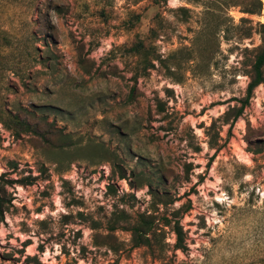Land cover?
Masks as SVG:
<instances>
[{
	"label": "rangeland",
	"instance_id": "rangeland-1",
	"mask_svg": "<svg viewBox=\"0 0 264 264\" xmlns=\"http://www.w3.org/2000/svg\"><path fill=\"white\" fill-rule=\"evenodd\" d=\"M263 29L264 0H0V112L40 132L0 123V264H264V84L230 137L211 131L220 150L206 133L245 96ZM139 41L158 59L137 78ZM189 205L180 251L165 219Z\"/></svg>",
	"mask_w": 264,
	"mask_h": 264
},
{
	"label": "trees",
	"instance_id": "trees-1",
	"mask_svg": "<svg viewBox=\"0 0 264 264\" xmlns=\"http://www.w3.org/2000/svg\"><path fill=\"white\" fill-rule=\"evenodd\" d=\"M260 9L261 3L258 2V5L254 6L253 10L249 11V13L253 14L256 10ZM261 35L263 44L259 48L255 56L252 68L248 74L249 83L246 89L245 96L238 100L237 105L230 106L229 109L207 129L206 133L208 136H210L209 145L212 149L220 150L222 147L219 144V142L221 141L220 131H217L215 136L211 134V131L216 128V124L219 123L220 130L222 126H229L230 137V135H232L231 131L233 126L240 118L243 117L246 109L251 105L252 99L255 95V91L258 87L264 84V29ZM130 53L138 58V70L136 73L137 78L144 77L150 71V69L155 67L154 61L158 58L155 56V50L153 46L147 47L145 42L139 41L131 48ZM0 123L6 130L11 132L17 138L21 137V135L23 134L40 133L38 129L27 119H23L20 115L10 112H0ZM210 164H212V161L210 162ZM122 179H125L124 175L122 176ZM11 183L12 181L5 179V175H0V226L5 223L7 207L10 204V201L7 198V186H9ZM148 187L150 188V195L152 196V200L155 201L156 204L164 203V201L159 198V193L157 191H153L151 185H149ZM191 209L192 206L189 205L183 212H181V209H179L174 212L172 218L165 219L164 226L172 227L177 238L176 249L180 251H184L187 249L186 232L183 225L181 224V218ZM114 229L115 228H113V230ZM159 230L160 228H158L157 226L156 216L152 214H140L136 222H134V224H132V226L129 228V231L132 235V242L134 247L151 248L154 244V240H156L158 236ZM111 237L112 236H108V238ZM110 247L113 252L119 251L113 246Z\"/></svg>",
	"mask_w": 264,
	"mask_h": 264
}]
</instances>
